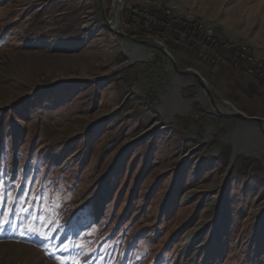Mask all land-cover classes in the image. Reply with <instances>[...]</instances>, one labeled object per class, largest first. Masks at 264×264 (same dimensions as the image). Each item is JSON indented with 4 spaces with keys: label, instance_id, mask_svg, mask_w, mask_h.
I'll return each mask as SVG.
<instances>
[{
    "label": "rangeland",
    "instance_id": "374dc122",
    "mask_svg": "<svg viewBox=\"0 0 264 264\" xmlns=\"http://www.w3.org/2000/svg\"><path fill=\"white\" fill-rule=\"evenodd\" d=\"M101 1L0 0V264H264V151L230 168L245 124L217 116L160 53L112 33L104 18L115 0ZM119 1L116 30L165 43L131 33L128 0ZM164 49L234 110L215 100L195 59Z\"/></svg>",
    "mask_w": 264,
    "mask_h": 264
},
{
    "label": "crops",
    "instance_id": "0c3cea01",
    "mask_svg": "<svg viewBox=\"0 0 264 264\" xmlns=\"http://www.w3.org/2000/svg\"><path fill=\"white\" fill-rule=\"evenodd\" d=\"M171 1L210 21L226 39L244 41L264 61L263 0H159ZM218 53L220 61L215 65L197 61L207 75L215 100L264 120V70L249 72L243 58H233V49L219 48Z\"/></svg>",
    "mask_w": 264,
    "mask_h": 264
},
{
    "label": "built area",
    "instance_id": "2783aa9c",
    "mask_svg": "<svg viewBox=\"0 0 264 264\" xmlns=\"http://www.w3.org/2000/svg\"><path fill=\"white\" fill-rule=\"evenodd\" d=\"M117 1L116 16L120 4ZM124 24L136 35L162 34L165 43H158L159 46L181 52L201 63L217 64L220 61L218 49L224 48L234 50L233 58H243L249 72L264 70V61L258 59L248 45L226 39L209 22L192 18L176 3L128 0V18Z\"/></svg>",
    "mask_w": 264,
    "mask_h": 264
},
{
    "label": "water",
    "instance_id": "95a60500",
    "mask_svg": "<svg viewBox=\"0 0 264 264\" xmlns=\"http://www.w3.org/2000/svg\"><path fill=\"white\" fill-rule=\"evenodd\" d=\"M98 1H99L100 5H101L100 7L102 9V1L101 0H98ZM117 3H118V1L116 0L115 3L113 4V13H112L111 20L108 21V20H106L104 18V22H105L107 28L112 33H114L117 37H119V38H121V39H123V40H125L127 42L132 43L135 46L149 47L150 49L160 53L166 59L168 64L170 65L173 74H175L177 76H180V77H191V78H193L196 81V83H197L198 87L200 88V90L202 91L204 100L208 103V105L210 106L212 111L217 116H219L221 118H236V119L242 121L245 124L244 129L242 131L243 138H246L248 133H249V131L251 129H253V128H255L258 131H260V133L264 136V120L263 119L258 118V117L246 116V115H244V114H242V113H240L238 111L227 110V109H223V108L219 107L214 102L212 94L209 91V89H208L205 81L202 79V77L197 72L189 70V69H187V70H179L177 68V66H176V63H175L173 57L170 55V53H168V51L166 49H164L163 47H161V46H159V45H157L155 43H151V42H149L147 40L136 39V38H134V37H132V36H130L128 34H125V33H122L120 31L116 30L114 22H115V17H116ZM133 62H134V57L129 58V61L127 63L121 65L116 70L112 71V73H115V72H117L119 70H122V69L130 66ZM107 76H105V77H107ZM105 77H103V78H105ZM239 137H240V135L238 136L237 139H239ZM237 142H238V140H237ZM244 144H246L245 141H244ZM244 144H243V146H244ZM255 145L256 144H254V146ZM249 146H252V145H249ZM239 154L246 155L245 153H243L241 151H238V150H236V148H234L233 155H232V161H231V164H230V168L234 164L236 156L239 155Z\"/></svg>",
    "mask_w": 264,
    "mask_h": 264
},
{
    "label": "bare ground",
    "instance_id": "6f19581e",
    "mask_svg": "<svg viewBox=\"0 0 264 264\" xmlns=\"http://www.w3.org/2000/svg\"><path fill=\"white\" fill-rule=\"evenodd\" d=\"M130 57H133V56L130 55ZM169 73H170V75L172 77L174 76V74L172 73L171 68L169 70ZM259 139H260L259 142H257L255 146H249L248 144L247 145L244 144L243 135H240V141L236 145L235 148H236V150L241 151V152H243L245 154H259V153L264 151V136H261ZM243 144H244V146H243ZM104 185H105L104 186V191L105 192L98 197L97 202H96V213H100L103 203L105 202L106 199H108L107 181L105 182ZM211 208L214 209L215 212H217V216L215 218V221L216 222H223L224 221V216H223V214L221 212V206L219 205V203L213 202L211 204ZM206 224L207 223H204V224L200 223L199 225L195 226L193 231L188 233L183 238L182 246H181V248H180V250L178 252V256H177V260L178 261L184 260V258H186V256L190 252V250L195 248L197 240L200 238L202 232H204L206 230V228H205ZM216 247L219 248V244H217Z\"/></svg>",
    "mask_w": 264,
    "mask_h": 264
},
{
    "label": "snow or ice",
    "instance_id": "6c2138e0",
    "mask_svg": "<svg viewBox=\"0 0 264 264\" xmlns=\"http://www.w3.org/2000/svg\"><path fill=\"white\" fill-rule=\"evenodd\" d=\"M10 199L14 200V197H10ZM5 201V195L3 193H0V206H3ZM10 211V210H8ZM8 224L7 216L4 214H0V230H3V228ZM32 231L36 232L38 231L35 226H29Z\"/></svg>",
    "mask_w": 264,
    "mask_h": 264
},
{
    "label": "trees",
    "instance_id": "16d2710c",
    "mask_svg": "<svg viewBox=\"0 0 264 264\" xmlns=\"http://www.w3.org/2000/svg\"><path fill=\"white\" fill-rule=\"evenodd\" d=\"M138 36H140V35H138ZM42 239H45V237H43ZM121 239H123V234L115 236L114 241L121 240Z\"/></svg>",
    "mask_w": 264,
    "mask_h": 264
}]
</instances>
